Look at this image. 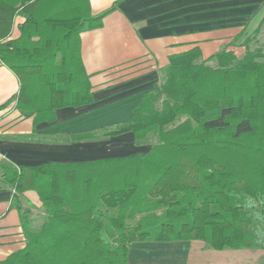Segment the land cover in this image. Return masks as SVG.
<instances>
[{
  "label": "trees",
  "instance_id": "obj_1",
  "mask_svg": "<svg viewBox=\"0 0 264 264\" xmlns=\"http://www.w3.org/2000/svg\"><path fill=\"white\" fill-rule=\"evenodd\" d=\"M118 4L94 16L90 0H0V63L20 82L0 111L15 102L37 124L93 104L81 35L101 28ZM201 58L198 49L171 56L163 84L143 94L128 123L76 137L153 133L148 153L0 166V185L18 193L11 208L26 243L0 264H129L132 245L148 242L264 249V56ZM29 191L41 203L39 226L22 208Z\"/></svg>",
  "mask_w": 264,
  "mask_h": 264
},
{
  "label": "crops",
  "instance_id": "obj_2",
  "mask_svg": "<svg viewBox=\"0 0 264 264\" xmlns=\"http://www.w3.org/2000/svg\"><path fill=\"white\" fill-rule=\"evenodd\" d=\"M117 2V9L106 16L101 28L81 35L82 58L94 89V103L59 109L53 122L37 124L34 117L23 116L15 102L0 111L1 167L88 163L148 153L153 133L139 141L133 132L86 140L76 137L100 134L128 123L143 94L163 84L173 55L198 49L202 60L223 51L242 58L264 44V0H90L92 15L109 10ZM22 22L21 18L16 20L12 39L20 36L18 25ZM19 89V79L0 63V105L17 97ZM16 194L0 185V261L26 245L20 214L11 208ZM40 207L36 192L23 194V211L33 219V212H39ZM175 243L186 245L185 256L197 252L193 255L197 259L201 258L200 250L208 249L200 241ZM135 244L141 248L131 252V259L132 255L135 260L145 259V250H156L151 244ZM154 254L152 251L150 255Z\"/></svg>",
  "mask_w": 264,
  "mask_h": 264
},
{
  "label": "rangeland",
  "instance_id": "obj_3",
  "mask_svg": "<svg viewBox=\"0 0 264 264\" xmlns=\"http://www.w3.org/2000/svg\"><path fill=\"white\" fill-rule=\"evenodd\" d=\"M16 27V25H15ZM257 45V44H256ZM260 50L264 56V44H259ZM259 61H263L260 59ZM208 65L210 66H216V62H210ZM156 143L155 137L153 145ZM0 172V177H1ZM36 214L35 221H37V226L42 222L43 212L40 209L39 212H33ZM199 242V241H198ZM151 244L153 248H156L154 251L153 249H147L146 257L141 258L139 260H135L132 255V259L130 258V254L132 251L138 250V248H141L140 245L134 244L132 246V249L129 254V264H222L228 262V264H264V249H246L241 251H235V250H226V251H215L211 248L206 247V245L202 242H200V245L202 247H206L208 249L206 250H200V259H197V257H193V255L197 254V252H193L195 254L185 256L183 253H185L188 249L185 246H178L177 243H146ZM176 250L175 248H177ZM148 247V246H147ZM149 248V247H148ZM200 249V248H199ZM155 252L154 256L150 255L151 252ZM179 251L180 253L176 252ZM199 251V250H198ZM157 253V254H156ZM182 254V255H181ZM203 255H206V258L204 259L202 257ZM152 256V257H151ZM192 256V257H191ZM231 258V260L229 259Z\"/></svg>",
  "mask_w": 264,
  "mask_h": 264
}]
</instances>
